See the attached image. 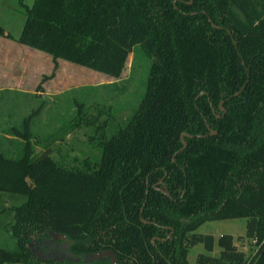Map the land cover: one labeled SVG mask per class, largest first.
I'll use <instances>...</instances> for the list:
<instances>
[{
    "label": "trees",
    "instance_id": "trees-1",
    "mask_svg": "<svg viewBox=\"0 0 264 264\" xmlns=\"http://www.w3.org/2000/svg\"><path fill=\"white\" fill-rule=\"evenodd\" d=\"M25 12L18 42L54 70L64 60L119 79L137 46L151 66L131 117L115 124L77 104L76 125L98 131L95 159L35 153L31 116L5 131L16 139L0 150V197L13 205L0 214L15 246H0V264H109L92 259L100 252L188 264L197 244L195 264H264V0H34ZM236 218L253 258L232 235L197 232ZM31 234L66 237L69 255L40 261Z\"/></svg>",
    "mask_w": 264,
    "mask_h": 264
},
{
    "label": "rangeland",
    "instance_id": "rangeland-1",
    "mask_svg": "<svg viewBox=\"0 0 264 264\" xmlns=\"http://www.w3.org/2000/svg\"><path fill=\"white\" fill-rule=\"evenodd\" d=\"M33 3L34 0H0V27L3 29L0 35V80L5 79L7 86L9 80L18 81L21 87L18 92L0 93V150L5 153L10 148L3 137L5 131L14 126L20 129L23 120L31 116L30 130L36 136V140L33 139L35 153L48 145L52 157L59 161L95 159L100 154L98 131L84 122L76 125L79 119L76 117L77 104L84 103L86 116L96 115V107H104L112 114L115 124L131 117L145 94L151 60L140 46L135 47L119 79L64 60H58V67L54 70L51 56L18 42L26 21L25 11ZM44 76L48 79L42 82ZM39 84L42 89L38 91ZM107 118L104 113L100 122ZM12 200L3 194L0 211L10 208ZM10 219L8 215L0 214V246L6 249L15 246L10 231L3 227ZM197 232L213 235L216 241L222 234L232 235L237 248L250 258L258 249L245 237L246 220L242 218L209 221L198 227ZM30 238L28 247L40 261L56 258L58 254L69 255L67 244L57 241L65 240L61 237L52 235L48 239L42 237L46 240L40 241L38 234H31ZM203 252L201 244L192 247L187 256L188 264H195L198 254ZM215 252H218L217 247Z\"/></svg>",
    "mask_w": 264,
    "mask_h": 264
},
{
    "label": "crops",
    "instance_id": "crops-1",
    "mask_svg": "<svg viewBox=\"0 0 264 264\" xmlns=\"http://www.w3.org/2000/svg\"><path fill=\"white\" fill-rule=\"evenodd\" d=\"M6 82H5V79L4 80H0V93L1 92H5V91H8V92H18V91H20L21 90V87L20 86H18L19 85V82L18 81H16V82H12V81H10L9 80V84H8V86L5 84ZM15 85V86H14ZM14 86V87H13ZM3 137H4V139H5V141H9V140H15L16 138H14V137H11V136H9V135H7V134H3Z\"/></svg>",
    "mask_w": 264,
    "mask_h": 264
},
{
    "label": "water",
    "instance_id": "water-1",
    "mask_svg": "<svg viewBox=\"0 0 264 264\" xmlns=\"http://www.w3.org/2000/svg\"><path fill=\"white\" fill-rule=\"evenodd\" d=\"M184 134H182L183 136ZM62 239H66V237L61 236ZM104 257H108L110 259V263L109 264H117V258L116 256L112 253V252H100V253H96L92 256V259H99V258H104Z\"/></svg>",
    "mask_w": 264,
    "mask_h": 264
}]
</instances>
